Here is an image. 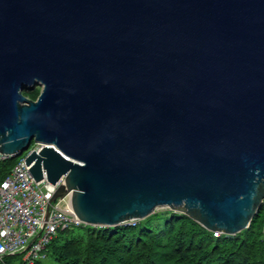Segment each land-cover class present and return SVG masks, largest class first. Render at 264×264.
Segmentation results:
<instances>
[{
    "label": "water",
    "instance_id": "obj_1",
    "mask_svg": "<svg viewBox=\"0 0 264 264\" xmlns=\"http://www.w3.org/2000/svg\"><path fill=\"white\" fill-rule=\"evenodd\" d=\"M32 142L33 179L63 176L50 201L71 191L86 224L168 207L246 228L264 202V0H0V152Z\"/></svg>",
    "mask_w": 264,
    "mask_h": 264
},
{
    "label": "trees",
    "instance_id": "obj_2",
    "mask_svg": "<svg viewBox=\"0 0 264 264\" xmlns=\"http://www.w3.org/2000/svg\"><path fill=\"white\" fill-rule=\"evenodd\" d=\"M37 92L26 90L24 95L36 97ZM15 161H0V180ZM261 207L248 226L234 234H214L170 208L154 210L134 224H85L59 231L46 256L61 264H264ZM42 259L33 264H46Z\"/></svg>",
    "mask_w": 264,
    "mask_h": 264
},
{
    "label": "built area",
    "instance_id": "obj_3",
    "mask_svg": "<svg viewBox=\"0 0 264 264\" xmlns=\"http://www.w3.org/2000/svg\"><path fill=\"white\" fill-rule=\"evenodd\" d=\"M42 144L32 142L18 156L0 152V161L16 158L8 173L0 180V264H33L46 256L47 245L61 230L85 225L75 214L71 191L50 201L59 185H66L61 176L55 183L43 178L35 181L25 162L30 150ZM131 218L123 223L134 224ZM214 234L217 230L213 231ZM16 256L14 262L6 260Z\"/></svg>",
    "mask_w": 264,
    "mask_h": 264
},
{
    "label": "rangeland",
    "instance_id": "obj_4",
    "mask_svg": "<svg viewBox=\"0 0 264 264\" xmlns=\"http://www.w3.org/2000/svg\"><path fill=\"white\" fill-rule=\"evenodd\" d=\"M35 88H37V93L39 94V92H40V88H41V86L40 85H36L35 86ZM34 88V89H35ZM33 90V89H32ZM26 91V90H25ZM23 94H24V92H23ZM38 94H37V96H38ZM27 98H29V99H36V97H30V96H27V95H25ZM261 208H262V211L264 212V202H262V204H261ZM165 208H168V207H158V208H156L155 210H157V209H165ZM137 220H139V219H137ZM264 225V224H263ZM47 253V252H46ZM17 259V257L16 256H9V257H7L6 258V260H8V261H10V262H14L15 260ZM42 260H44L45 261V263L46 264H61V263H59V262H57L56 260H54V259H52V257H50V256H46V257H44Z\"/></svg>",
    "mask_w": 264,
    "mask_h": 264
},
{
    "label": "clouds",
    "instance_id": "obj_5",
    "mask_svg": "<svg viewBox=\"0 0 264 264\" xmlns=\"http://www.w3.org/2000/svg\"><path fill=\"white\" fill-rule=\"evenodd\" d=\"M217 231H219V230H217Z\"/></svg>",
    "mask_w": 264,
    "mask_h": 264
}]
</instances>
